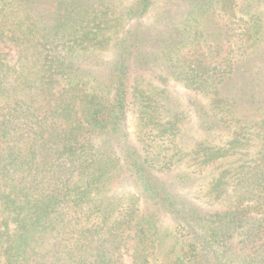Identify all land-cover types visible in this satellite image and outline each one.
Returning a JSON list of instances; mask_svg holds the SVG:
<instances>
[{
	"label": "trees",
	"instance_id": "obj_1",
	"mask_svg": "<svg viewBox=\"0 0 264 264\" xmlns=\"http://www.w3.org/2000/svg\"><path fill=\"white\" fill-rule=\"evenodd\" d=\"M0 264H264V0H0Z\"/></svg>",
	"mask_w": 264,
	"mask_h": 264
},
{
	"label": "rangeland",
	"instance_id": "obj_2",
	"mask_svg": "<svg viewBox=\"0 0 264 264\" xmlns=\"http://www.w3.org/2000/svg\"><path fill=\"white\" fill-rule=\"evenodd\" d=\"M169 87H170L173 94H178L181 96V93H180L182 90L181 87H179L178 85L173 84V83L169 84ZM181 97H179V99L181 101V109L186 113L188 121L192 124L191 121L193 120V118H192L193 115L189 110H187L185 104H183V99ZM203 138H206V135L202 132L197 131L195 128H193V130L191 129L190 131H187L186 139H187V143H189V144H192L191 143L192 140L203 139Z\"/></svg>",
	"mask_w": 264,
	"mask_h": 264
}]
</instances>
